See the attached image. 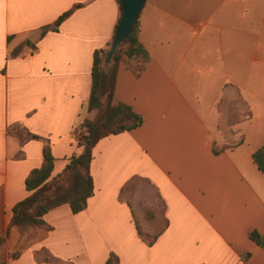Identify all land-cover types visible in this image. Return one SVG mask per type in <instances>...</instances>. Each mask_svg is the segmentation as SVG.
<instances>
[{"label":"crops","instance_id":"0c3cea01","mask_svg":"<svg viewBox=\"0 0 264 264\" xmlns=\"http://www.w3.org/2000/svg\"><path fill=\"white\" fill-rule=\"evenodd\" d=\"M119 16L117 0H0V264H104L111 253L118 264H264L249 238L264 232V174L252 159L264 141V0H146L138 28L149 60L119 63L113 89L142 123L95 143L82 210L61 204L43 215L48 228L8 227L43 144L49 180L79 153L76 130L96 112L92 53ZM132 177L128 204L120 191ZM141 203L161 219H145Z\"/></svg>","mask_w":264,"mask_h":264},{"label":"trees","instance_id":"16d2710c","mask_svg":"<svg viewBox=\"0 0 264 264\" xmlns=\"http://www.w3.org/2000/svg\"><path fill=\"white\" fill-rule=\"evenodd\" d=\"M67 14L68 12L59 16L52 25L42 27L41 33L56 28ZM113 37L114 34L112 39ZM111 41L107 45L108 48ZM108 48H99L92 53L91 87L87 99V109L89 111L96 110V112L92 118H83L79 123V129L76 130L79 134L76 137L77 144L80 147L79 153L72 154L63 171L49 180L54 158L49 143L45 142L43 144L42 162L39 167L31 169L25 177L24 186L28 194L12 206L8 227L14 226L20 233L34 227L48 228L42 218L43 215L49 209L61 204H68L73 212L82 210L86 205L87 197L92 194L89 164L95 143L101 137L133 129L142 123L143 119L139 113L135 112L128 104L113 99L118 64L128 65L131 62H139L142 65L149 60V53L139 39L138 20L133 31L117 45L110 59L106 61ZM227 116L229 125L239 120L236 112L232 109H229ZM19 131V129L16 131L17 134ZM31 136L37 137L35 135ZM241 140L240 138L234 144H238ZM228 146L230 144L218 148L214 145L213 151L218 152ZM252 159L257 168L264 174V141L252 153ZM140 180L139 177H132L122 187L120 191L121 198L128 204L131 202L124 198L122 193L124 190L131 188L134 182ZM133 217L137 232L140 234L138 223L134 215ZM7 232L8 228L5 234H0V245L4 242ZM157 233L158 231L151 238H155ZM249 238L264 249V232L250 231ZM21 246L19 245L10 253L11 258L18 255ZM104 264H118V259L111 253Z\"/></svg>","mask_w":264,"mask_h":264},{"label":"water","instance_id":"95a60500","mask_svg":"<svg viewBox=\"0 0 264 264\" xmlns=\"http://www.w3.org/2000/svg\"><path fill=\"white\" fill-rule=\"evenodd\" d=\"M146 0H118L120 16L115 26L114 37L106 53L108 61L117 45L134 29Z\"/></svg>","mask_w":264,"mask_h":264},{"label":"rangeland","instance_id":"374dc122","mask_svg":"<svg viewBox=\"0 0 264 264\" xmlns=\"http://www.w3.org/2000/svg\"><path fill=\"white\" fill-rule=\"evenodd\" d=\"M107 48H108V46L105 49H107ZM225 105H226V115H228L229 109H232V111L234 110L236 112L237 119H238L239 116H240V107H239L238 99L235 98L233 100H230V102H226ZM226 117H228V116H226ZM224 145H227V144L216 145V147L218 148V147L224 146ZM139 185H140V181L134 182V184L131 186V188H128V189L123 191L122 196L124 198H127L130 202H132L133 195H134L135 191L139 188ZM141 196H142V194L140 193V200H142ZM140 210L143 212L144 218L148 219L149 221H152L153 219H158V220L161 219L160 215H158L160 213V209H154V208H151L149 205H147L145 203H141L140 204ZM135 219H136V221L138 223L137 225H138V228H139L140 235L143 236V237H148L149 236L148 232H146L142 228V226H141V224H139L136 216H135ZM153 234H151L150 237Z\"/></svg>","mask_w":264,"mask_h":264}]
</instances>
